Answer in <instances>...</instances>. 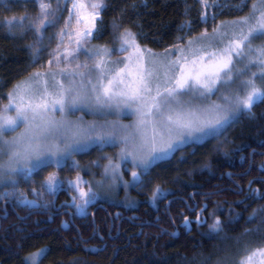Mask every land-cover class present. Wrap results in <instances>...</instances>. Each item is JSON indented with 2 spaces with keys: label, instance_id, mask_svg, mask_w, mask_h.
Wrapping results in <instances>:
<instances>
[{
  "label": "snow or ice",
  "instance_id": "1",
  "mask_svg": "<svg viewBox=\"0 0 264 264\" xmlns=\"http://www.w3.org/2000/svg\"><path fill=\"white\" fill-rule=\"evenodd\" d=\"M35 2L39 12L30 27L35 30L39 45L44 31L55 26L63 13L61 0H56V7L51 0ZM198 2L203 9L200 22L207 24L209 8L213 9L215 21L217 0ZM106 6L107 0H71L68 7L64 0L68 18L57 33V48L47 62L48 68L54 70L36 72L8 90L7 104L0 107V184L10 189L4 193L6 200L14 197L21 204L39 207L37 200H29L27 193L19 190V184L31 182L34 174L48 168H68L69 160L93 144L119 147L115 159L105 158L103 176L109 178L110 186L123 181L121 170L128 167L129 161L131 180L123 181L125 190L141 186L154 163L181 145L217 137L241 114H251L257 104L264 102V43H255L264 41V0H252L250 7L247 0H241L235 7L241 11L248 7L247 15L216 25L211 34L205 28L200 39L189 40L184 47L174 43L164 55L143 48L137 33L127 28L120 30L115 22L112 27L117 35L113 40H118L119 47H86L104 34L102 17ZM132 8H136L135 3ZM127 11L125 7L120 15ZM25 19L28 17L5 18L0 27L14 36L17 27L24 28ZM187 27L191 31L190 20ZM65 36L70 42L67 45ZM182 39L177 37L178 41ZM29 48L35 66L41 49L33 45ZM81 54L86 57L84 64L79 62ZM123 54L126 55L122 61H110L112 55ZM89 61L93 62L91 67ZM84 108L103 115L113 109L127 115L125 110H130L135 123L83 125L82 121L67 119ZM71 167L76 171L74 179L61 180L58 172H49L39 191L33 187L32 195H55L67 184L77 212L86 214L99 192L90 183L85 186L75 162ZM163 195L157 185L151 199L155 201ZM250 198L264 199V193L253 189ZM259 211L264 213V208ZM255 220L256 210L247 222ZM196 222L201 223L200 213ZM189 223L185 216L184 225ZM209 227L219 233L224 226L217 218ZM262 229L264 215L256 231ZM49 251L44 247L30 252L21 264H42ZM237 264H264V245L251 250L245 246Z\"/></svg>",
  "mask_w": 264,
  "mask_h": 264
},
{
  "label": "trees",
  "instance_id": "2",
  "mask_svg": "<svg viewBox=\"0 0 264 264\" xmlns=\"http://www.w3.org/2000/svg\"><path fill=\"white\" fill-rule=\"evenodd\" d=\"M133 3L136 4L135 9L132 8ZM251 3L252 0L247 2L248 7ZM2 5H9L11 10L6 11ZM125 7L128 11L121 16ZM248 7L240 12L232 8L221 11L214 23L229 24L233 22L230 20L247 15ZM34 13L35 0H0V22L12 16L17 19L28 17L23 29L17 27L14 30V36L8 35L7 28L0 27V101L6 99L8 90L32 73L39 63L33 66L29 48V45L38 46L29 25ZM199 15L197 0H107L102 17L104 34L90 44L117 48L119 42L113 40L117 35L112 27L115 22L120 30L127 28L137 33L143 48L161 52L174 43H183L200 34L205 25L200 22ZM189 20L191 31L184 29ZM177 37H182V41ZM260 152H264V102L257 104L251 114H241L217 137L195 148L179 150L172 158L153 165L150 175L142 178V185L128 190L130 203L96 200L127 217L113 241L106 238L108 218L101 212L97 216L101 232L89 238L92 231L89 220L88 235L80 238L72 230L62 231L57 221L49 223L46 214L33 213L23 218L25 214L19 208L21 203L14 197L6 200L4 193L10 189L0 185V264H21L30 252L44 247L50 251L42 264H219L220 261L230 264L229 258L237 264L245 246L251 250L264 245V229L256 231L264 215L259 211L264 208V199L250 198L253 189L264 193V155H259ZM250 155H253L251 168ZM52 170L54 168L34 174L31 182L19 184V190L27 193L29 200H34L33 187L39 191L44 177ZM227 173L239 176L246 173L240 178L239 188H235ZM232 181L239 182L234 178ZM157 185L165 195L153 201L152 192ZM227 187L232 190H226ZM223 189L225 191H221ZM203 193L212 194L202 197ZM191 196L200 201L194 212L187 213L176 206L170 210L171 218L182 226V230L176 237L171 230L164 232L163 228L170 229V219L163 211L162 200L180 197L189 201ZM40 198L44 204L51 196L45 193ZM10 206L22 219L12 213ZM254 210L256 220L249 223L247 221ZM197 213L201 215L199 224L196 222ZM185 216L190 221L187 226L184 225ZM217 218L224 227L223 231L214 233L209 226Z\"/></svg>",
  "mask_w": 264,
  "mask_h": 264
},
{
  "label": "rangeland",
  "instance_id": "3",
  "mask_svg": "<svg viewBox=\"0 0 264 264\" xmlns=\"http://www.w3.org/2000/svg\"><path fill=\"white\" fill-rule=\"evenodd\" d=\"M250 0H247V2ZM53 7H56V0H51ZM198 2V0H197ZM63 3L64 0H61V7H62V18H60L58 20V22L56 23L55 26L49 27L44 31V35H43V41L42 43H40L38 45V47L41 49L40 51V59H39V63L36 65L34 71L32 73H30L29 75H27V77L23 78L22 80H20L18 83H20L21 81L27 79L30 75L36 73V72H48L54 69H49L48 68V59L50 58V53H52L54 50H56L57 48V43L59 40V37L57 35V33L59 32L60 28H62L64 26V21L68 18V12L66 8H63ZM217 3L219 5V7H217L215 9V19L218 17L217 15L221 13V11L224 10H228L230 8L240 12L241 10L237 7H235L236 4L241 3V0H217ZM67 4L68 7L71 6V0H67ZM199 4V2H198ZM36 5V13L33 14V17L31 18L29 25H31L35 19L36 16L39 12V4L37 2H35ZM3 9H6V11H10L11 8L9 7V5L3 6ZM200 13L203 11V9L201 8L200 4ZM243 11H245L243 9ZM208 21L207 24L205 25V27L202 29V31L200 32V34H198L197 36H193L189 39H187L185 42H181L178 43L181 47H184L188 44L189 40H198L201 37V34L205 31V28L207 29V32L209 34L212 33L213 28L216 26V24L214 23L215 21H213V9L209 8L208 9ZM19 20V19H17ZM237 20V19H235ZM230 21H234V20H230ZM74 23V20H73ZM231 23V22H230ZM188 27L185 26L184 29H187ZM31 32L34 35V39H35V43L37 40L36 34H35V30L33 28H31ZM64 43L67 45L70 42L67 39V36H65L64 38ZM74 46V45H73ZM86 47L89 48H94V47H101V46H94L92 44H88L86 45ZM119 47V46H118ZM172 48V47H170ZM169 48V49H170ZM60 51H63V48L60 49ZM157 55H164L165 50L161 51V52H153ZM124 55H112L110 58L111 62H115V61H122L124 59ZM86 61V57L84 54H81L79 56V62L81 64H84ZM89 67L92 66L93 62L89 61ZM53 64H55V60H53ZM255 71V69H253ZM17 84V83H16ZM213 100H217V96H213L212 97ZM7 104V98L3 99L0 101V107H3V105ZM126 112H129V114L124 115L119 113L117 110L113 109L112 111L108 112L106 115L100 114V113H96L93 112L91 110H89L88 108H84L83 110H78L76 111L74 114H70L67 119L73 121V122H77V121H82L83 125H88V124H103L105 122L107 123H116L118 125H133L135 123V117L133 115L130 114V110H125ZM59 114H57V119H59ZM208 139H205L202 142L199 143H186L184 145H181L176 151L172 152L169 154V156L165 159L159 160L156 163L168 160L170 158H172V156H174V154L182 149H192L195 148L197 145L202 144L203 142H205ZM119 152V147H113V146H108V145H104L101 146L99 144H93L92 146H90L86 151L81 152L79 154H77L75 157L72 158V160L68 161V165L69 167L61 170V169H54L52 171H56L58 172L59 176L61 180H71L75 178L76 175V171L72 169L71 165L73 164V162H75L78 165L79 171H80V175L82 176L83 180L85 181V186H87V184H91L93 189L99 192V196L97 198V200H105L108 201L110 203H114V204H124V203H130L129 199L130 198L128 196V190L132 187H128L127 190H125L124 187V182L123 181H130L131 180V161H129L128 167L126 169H122V173H123V181H120L118 184L110 186L109 185V178L108 177H104L103 176V169L104 166L106 164V157H110L115 159L117 154ZM156 163H154L153 165H155ZM59 170H61L59 172ZM51 171V172H52ZM235 180V179H234ZM239 181V180H238ZM100 182V183H98ZM3 185V184H0ZM4 186V185H3ZM65 187H67V184L64 185ZM240 186V181L238 182V186ZM235 187V188H237ZM230 188L227 187L226 190H230ZM221 191H225V189L221 190ZM204 194V193H203ZM212 193H206L204 195H211ZM196 204H199L198 200H195ZM227 261L230 264L232 263V259L229 258L227 259ZM239 261V260H238ZM218 264V263H216Z\"/></svg>",
  "mask_w": 264,
  "mask_h": 264
},
{
  "label": "flooded vegetation",
  "instance_id": "4",
  "mask_svg": "<svg viewBox=\"0 0 264 264\" xmlns=\"http://www.w3.org/2000/svg\"><path fill=\"white\" fill-rule=\"evenodd\" d=\"M252 163H253V155L252 157L250 155V164H249L250 168L252 167ZM245 175L246 173L240 174V176L237 173L226 174V176L229 178L232 184L236 187L238 186V184L232 181V178L240 181V178L245 177ZM71 195L72 194L67 191V187L64 186L63 190L58 191L55 195H50L51 198L47 203L42 204L41 198L34 196L35 198L34 200H37V203L40 206L24 207L23 204L19 205V208H21L23 210V213L25 214L23 215L24 217L23 216L22 217L26 219L27 217H30V214L33 213H36L38 215L40 213L46 214L49 223L57 221L59 228L62 231L65 232L72 230L80 238L86 237L88 235L89 220H90L92 231L89 238H92L93 236L97 235V232H101L100 230L101 222L99 221L98 224L97 216L103 213L107 216L108 225H109V228L107 229L106 238L113 241L119 235L121 224L123 223L124 220H127L126 216L122 215L121 212L112 209L107 204L97 203V202H93L87 207L86 214H80L77 212V209L73 204L71 206L68 205L70 203ZM203 196L204 194L202 195V197ZM7 203L8 202H6L5 204ZM162 203L164 207L163 211L169 216L170 219V229L167 230L163 228V231L170 232L171 230L173 237H176L179 231L182 230V226L180 224H176L173 221V219L170 216V210L174 208V206H176L178 209L182 211L185 209L187 213H192L199 207L200 201L199 204H196L194 198L191 196L189 201H186L184 198L174 197V198H164L162 200ZM45 204H47V207H44ZM10 210L14 215H17L19 219H22L12 206H10ZM110 211L113 212L112 215ZM182 211L180 212V214H183ZM3 212L6 214L8 213L6 209H4Z\"/></svg>",
  "mask_w": 264,
  "mask_h": 264
},
{
  "label": "water",
  "instance_id": "5",
  "mask_svg": "<svg viewBox=\"0 0 264 264\" xmlns=\"http://www.w3.org/2000/svg\"><path fill=\"white\" fill-rule=\"evenodd\" d=\"M259 154L263 155V154H264V152H260ZM68 205H69V206H71V205H72L71 199H70V203H69ZM117 214H119V213H117Z\"/></svg>",
  "mask_w": 264,
  "mask_h": 264
}]
</instances>
